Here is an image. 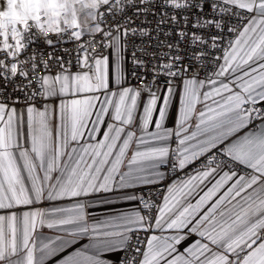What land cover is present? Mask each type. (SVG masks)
Here are the masks:
<instances>
[{"label":"snow or ice","instance_id":"1","mask_svg":"<svg viewBox=\"0 0 264 264\" xmlns=\"http://www.w3.org/2000/svg\"><path fill=\"white\" fill-rule=\"evenodd\" d=\"M0 264H264V0H0Z\"/></svg>","mask_w":264,"mask_h":264},{"label":"crops","instance_id":"2","mask_svg":"<svg viewBox=\"0 0 264 264\" xmlns=\"http://www.w3.org/2000/svg\"><path fill=\"white\" fill-rule=\"evenodd\" d=\"M109 198L113 201L111 204H106L101 202L99 199L93 198L90 201L89 213L94 217L106 218L112 217L115 214L123 213V212H131L135 210L139 205L136 201H129L119 196L109 195ZM69 201H53V202H44L42 204L37 205V207L47 208L53 204H58L60 206H66ZM43 235L45 237L55 235L53 230H49L47 228L43 229Z\"/></svg>","mask_w":264,"mask_h":264},{"label":"built area","instance_id":"3","mask_svg":"<svg viewBox=\"0 0 264 264\" xmlns=\"http://www.w3.org/2000/svg\"><path fill=\"white\" fill-rule=\"evenodd\" d=\"M34 47H39L41 50L46 51V52H52L53 51L52 48L47 47L43 43H40L38 45H34ZM59 47H66V48H68V47H73V45H71V44H63V45H60ZM57 54H62V53H59L58 50H57ZM45 59L47 60L48 57L45 56ZM130 61H131V56H130V52H129V54H128V64H127L129 71L131 70V62ZM171 179H172V177H170L169 179L165 180L162 184H159V185H156V186H148V187L151 188V194H152V196H153L154 199L157 198L156 197L157 188H159V190L162 192L164 190V186L167 183H170L171 182ZM147 190L148 189L146 188L145 191H147ZM141 235L143 236L144 234H141Z\"/></svg>","mask_w":264,"mask_h":264}]
</instances>
